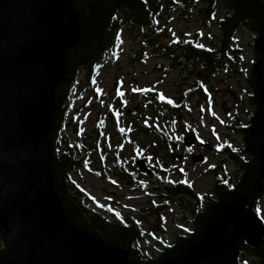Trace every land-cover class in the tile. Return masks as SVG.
I'll return each mask as SVG.
<instances>
[{
	"label": "trees",
	"instance_id": "1",
	"mask_svg": "<svg viewBox=\"0 0 264 264\" xmlns=\"http://www.w3.org/2000/svg\"><path fill=\"white\" fill-rule=\"evenodd\" d=\"M72 8L80 23V38L78 44L70 48L65 56V73L62 81L54 92V112L51 128L48 134V153L53 172L55 192L61 207L72 223L104 244L113 248L124 249L128 252L130 264H164L169 260L182 257L187 249L216 223L222 214L231 206L245 207L251 216L259 223L264 231V219L257 213V209L264 199V178L262 177V163L258 158V150L262 144V117L264 114L263 86L259 79V72L264 60V0H204L208 9L213 12L225 11L224 15L215 21L220 33L217 46L201 47L194 38L171 40L163 47L158 41L160 30L157 29L166 17L179 13L182 19L187 17L188 6L200 0H70ZM242 30L253 34L250 48L253 60L245 65L243 55L234 40V35ZM150 32L154 40L146 42V50L153 55L169 61L171 70L186 71L195 65L207 69V77H214L216 67L226 62V56L231 51H238L241 56L243 76L247 68L252 66L248 82L253 87L250 99L248 122L235 120L232 132L241 135L243 146L232 150L225 146L220 154L230 157L241 167V175L233 178L230 175H215L212 194L204 198L194 195L193 190L184 182L178 184L174 190L168 181L170 157L173 148L183 142L184 132L173 135L176 123L174 113L184 108L183 102L162 97L152 90L140 91L145 99V110L151 109L157 113L150 121H139L138 131L143 136H155L165 155L164 161L153 164L155 178L159 180L160 188L152 194L142 183V178H150L136 168L137 158L146 160L145 150L137 153L132 160L125 159L119 150L112 156V162L106 158L101 149L103 140V125L116 127L119 137L126 136V127L120 126L121 116L114 112V106L108 110L104 122L95 130L93 138L85 137V142L70 141L64 136L67 127H72L78 118V113L71 114L76 101L75 89L79 82H85L93 87L95 79L102 67L110 64L116 58L123 46L126 35L137 32ZM148 39V37H146ZM148 56L144 55L142 60ZM163 69L162 66L158 67ZM199 90H202L201 86ZM197 91V90H196ZM190 95L195 94L191 90ZM75 136L80 137L78 129ZM95 154L100 156L95 160ZM150 160V158L148 159ZM95 162L99 167L92 170ZM157 166V167H156ZM136 168L138 171L133 170ZM81 170L87 171L96 178L107 179L105 171L115 177L129 181L136 191L147 199V207L138 217H122L110 208H104L93 200L72 180L73 174ZM187 197L192 200L187 205L185 224L179 226L182 233L175 236L172 242H165L158 238L154 228L145 225L149 217L159 214L157 207L164 203L175 201V198ZM191 224L192 229L186 230ZM145 241L153 243L151 251ZM6 245V234L0 226V256ZM240 252L239 264H250L246 256L258 258L257 264H264V240L257 245H250L245 235L237 240Z\"/></svg>",
	"mask_w": 264,
	"mask_h": 264
},
{
	"label": "water",
	"instance_id": "2",
	"mask_svg": "<svg viewBox=\"0 0 264 264\" xmlns=\"http://www.w3.org/2000/svg\"><path fill=\"white\" fill-rule=\"evenodd\" d=\"M80 32L70 0H0V226L6 234L0 264H130L126 250L75 226L54 188L48 153L54 92ZM259 79L264 93V60ZM223 111L230 112L226 103ZM258 158L264 178V114ZM137 167L151 173L144 159ZM241 235L252 246L264 240L248 210L234 205L182 257L164 264H239Z\"/></svg>",
	"mask_w": 264,
	"mask_h": 264
},
{
	"label": "rangeland",
	"instance_id": "3",
	"mask_svg": "<svg viewBox=\"0 0 264 264\" xmlns=\"http://www.w3.org/2000/svg\"><path fill=\"white\" fill-rule=\"evenodd\" d=\"M224 13L223 10L213 12L208 9L204 0L195 2L188 6L185 19H182L179 13L166 17L157 27L161 31L160 35H157L158 41L165 47L171 40L194 38L197 44L208 48L217 46L220 33L215 21ZM252 38L253 34L248 30L239 31L234 35L245 65H249L253 60L249 46ZM154 39L155 36L146 31L126 35L116 58L101 68L94 86L88 87L85 82H79L75 89L76 101L71 111V114L78 113V118L72 127L66 128L64 136L70 143L76 141L83 143L85 137L93 138L96 128L100 122H104L110 107L114 106V112L121 116L120 126L126 127L127 138L119 137L116 127L103 125L104 136L101 141L103 154L112 162V156L118 150L121 157L130 160L137 153L145 150L146 161L155 170L153 164L164 161L165 155L155 136H143L138 131L141 117L144 118L143 121H150L157 115L151 109L145 110L146 102L140 91L152 90L162 97L176 100L177 103L183 102L184 108L174 113L176 123L173 127L175 136L181 131L184 132L183 143L182 146L173 148L168 165L174 170V176L182 177L181 180L186 182L196 197L210 196L216 174L220 176L227 174L235 178L242 172L236 161L219 152L228 145L232 150L243 146L241 135L232 132V128L235 123L234 116L236 119L248 122V114L252 111L247 98L241 97L249 93L243 76L245 65L240 64V53L236 54L238 51H235V55L230 52L229 56L234 57L236 63H239V68L232 74L219 72L214 77L208 78L200 65H195L186 71L171 70L169 61L146 50V42ZM144 55L148 57L142 60ZM159 66L163 69L159 70ZM252 71V66L247 68L245 76L247 82ZM200 86L202 90H199ZM191 90H195L194 95H190ZM232 93L236 94V100L232 97ZM224 102H227V107L230 109L229 120L223 111ZM75 129H78L80 137L75 136ZM191 141H194V147L188 148H191L197 156H203L204 162L193 163L190 155L180 159L179 156L184 154V147ZM94 159L99 160L100 156L95 154ZM99 166L100 163L95 162L92 170ZM133 170L138 171L136 168ZM104 175L107 179L96 178L87 171L81 170L73 174L72 180L104 208H110L122 217H138L139 213L146 209L147 199L142 198V193L136 191L129 181L115 177L109 171H105ZM141 180L152 194L161 187L155 177H143ZM173 180L175 181V178ZM189 202L192 200L183 197L176 199L174 203L162 204L157 207L160 213L149 217L147 220L150 223L146 221L145 225L153 227L162 241L172 242L175 236L182 233L179 226L187 221L186 208ZM257 213L264 219V199ZM191 229V224H188L186 230ZM145 245L149 251L154 246L150 241H145ZM250 258L246 256V260L253 264Z\"/></svg>",
	"mask_w": 264,
	"mask_h": 264
},
{
	"label": "flooded vegetation",
	"instance_id": "4",
	"mask_svg": "<svg viewBox=\"0 0 264 264\" xmlns=\"http://www.w3.org/2000/svg\"><path fill=\"white\" fill-rule=\"evenodd\" d=\"M231 53L232 54H234L235 55V53H234V51H231ZM230 53V54H231ZM230 54H228L227 55V57H226V62L225 63H222L219 67H216V69H215V74H218L219 72L220 73H223V74H232L236 69H238L239 68V63L237 62L236 63V61H235V59H234V57H232V55L231 56H229ZM237 54V53H236ZM202 68V70L205 72V74H207V69L206 68H204V67H201ZM244 82L247 84V88H249L248 90V92H249V94L250 95H252L253 94V92L251 91V90H253V87L252 86H250L249 85V83L245 80V78H244ZM232 97L234 98V100H236L237 99V96H236V94H233L232 93ZM242 98H247V102L250 104V102H249V98L247 97V95H246V93L244 94V95H242L241 96ZM227 104V102H224V104ZM227 118H228V120L231 118V116H230V112H229V114H227ZM233 120L235 121L236 120V118H235V116L233 117ZM183 143V142H182ZM194 145V141H191L190 142V144H189V142L186 144V147H184V154H182V155H180L179 157H180V159H182V158H184L185 156H189L190 155V157H191V159H192V161H193V159L195 158V157H197V155L195 154V152H193V150H191V148H188V147H194L193 146ZM180 146H182V144L180 145ZM203 157V156H202ZM140 159H142V158H137V161L138 160H140ZM205 161V158L203 157V160L201 161V162H204ZM147 162V161H146ZM200 162V163H201ZM193 163H196V162H194L193 161ZM147 164H148V162H147ZM148 166L151 168V173L149 174V175H145V174H143V175H145V176H149L150 178H152V177H154L155 176V170L152 168V166H150L149 164H148ZM136 168H137V163H136ZM138 169V168H137ZM168 181H169V183H170V186H171V188L174 190V188L178 185V184H180V183H184L185 181L184 180H181V178L182 177H178V178H176L175 176H174V170L170 167L169 168V173H168ZM173 178H175V181L173 180ZM186 183V182H185ZM180 199H182V198H180ZM175 201H176V198H175ZM175 201H173V202H170V203H174ZM253 261V264H257V261H258V258H256V257H254V259L252 260ZM250 264H251V261H250Z\"/></svg>",
	"mask_w": 264,
	"mask_h": 264
},
{
	"label": "snow or ice",
	"instance_id": "5",
	"mask_svg": "<svg viewBox=\"0 0 264 264\" xmlns=\"http://www.w3.org/2000/svg\"><path fill=\"white\" fill-rule=\"evenodd\" d=\"M201 47H203V45H201ZM120 95H123V93H120Z\"/></svg>",
	"mask_w": 264,
	"mask_h": 264
}]
</instances>
